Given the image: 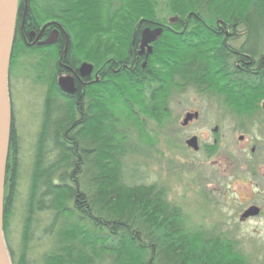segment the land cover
I'll return each mask as SVG.
<instances>
[{
	"label": "trees",
	"instance_id": "obj_1",
	"mask_svg": "<svg viewBox=\"0 0 264 264\" xmlns=\"http://www.w3.org/2000/svg\"><path fill=\"white\" fill-rule=\"evenodd\" d=\"M158 27L148 57L131 58L142 31ZM41 31L59 38L28 44ZM82 63L99 82L65 96L57 76ZM20 67L45 94L13 264H29L41 218L51 240L43 264H261L234 239L191 227L125 160L139 154L133 136L148 138L145 123L160 125L180 95L216 105L235 130L261 126L264 0H19L9 75ZM10 134L4 231L19 169L12 124Z\"/></svg>",
	"mask_w": 264,
	"mask_h": 264
},
{
	"label": "rangeland",
	"instance_id": "obj_2",
	"mask_svg": "<svg viewBox=\"0 0 264 264\" xmlns=\"http://www.w3.org/2000/svg\"><path fill=\"white\" fill-rule=\"evenodd\" d=\"M18 69L8 76V93L19 169L14 207L4 231L8 250L15 257L19 256L24 203L45 94V86L33 83L23 67ZM165 112L160 125L152 120L145 123L148 138L141 136L139 142L138 136H133V142L140 143L136 147L139 154L126 158L127 170L133 172L137 183L163 188L168 202L181 209L191 227L234 239L245 254L264 264V119L260 127L235 130L222 110L194 93L173 98ZM196 112L198 119L183 126L185 115ZM192 137L197 138V151L186 145ZM250 207L258 208L260 215L241 220ZM48 223L41 218L26 252L29 264H43L51 249V240L43 233Z\"/></svg>",
	"mask_w": 264,
	"mask_h": 264
},
{
	"label": "water",
	"instance_id": "obj_3",
	"mask_svg": "<svg viewBox=\"0 0 264 264\" xmlns=\"http://www.w3.org/2000/svg\"><path fill=\"white\" fill-rule=\"evenodd\" d=\"M19 0H0V264H13L7 247L3 230L4 219V190L6 177V164L9 152V138L11 130V110L8 93V76L12 45L14 41L16 16ZM163 32L162 27L155 29L146 28L141 33L140 49L146 50V58L152 52V43H154ZM34 35L30 34V39ZM55 42V37L51 36L46 43ZM93 66L88 63H82L78 68L81 77L89 76ZM59 89L66 95L72 96L75 88L69 79H58ZM195 114H187L183 120V126H186ZM216 131V129L214 130ZM187 147L197 151L198 144L196 137L186 141ZM259 213L256 207H250L242 215L241 219L255 217Z\"/></svg>",
	"mask_w": 264,
	"mask_h": 264
},
{
	"label": "flooded vegetation",
	"instance_id": "obj_4",
	"mask_svg": "<svg viewBox=\"0 0 264 264\" xmlns=\"http://www.w3.org/2000/svg\"><path fill=\"white\" fill-rule=\"evenodd\" d=\"M51 36H53V37H55V42L58 40V38H59V34H57L56 32H52V34H50V35H48V36H46L44 33H43V31H41L40 33H38V34H36L35 35V33H34V35L31 37V39H30V37H29V39H28V44H30V42H32L31 44H41V43H43V42H46ZM54 43V42H53ZM136 51V53H137V57H131V58H134V59H138V58H146V50H144V51H142L141 49H140V47L138 48V49H136L135 50ZM129 65H130V67H131V65H132V63H129ZM69 73H61V74H59L58 76H57V78H56V80H57V84H58V79H60V78H64V79H69V80H71L72 81V84H73V86H74V88H75V92L73 93V95H75L76 94V91H77V89H80L81 91L82 90H84V89H86L90 84H92V83H95V82H99V80H100V77H101V75H99L101 72H99L98 70H95L94 69V67H93V70H92V72L90 73V75L89 76H85V77H81L80 75H79V73H78V70L75 72V71H68ZM62 92V91H61ZM62 94H64L63 92H62ZM65 96H68V95H66V94H64ZM72 95V96H73ZM197 96V95H196ZM71 97V96H70ZM197 113V112H196ZM198 114V113H197ZM186 116V115H185ZM198 117H199V114H198V116L196 117V120L198 119ZM216 129V131H217V127H215L214 129H213V132L214 133H216V131H214ZM197 139V138H196ZM243 138L241 137L239 140H242ZM199 148V147H198ZM255 150H254V148L252 149V153L254 152ZM249 209V208H248ZM245 212V211H244ZM243 212V213H244ZM242 213V214H243ZM241 214V215H242ZM260 215V211H259V213H258V215L257 216H259ZM257 216H255V217H248V218H244V219H241V216H240V219L241 220H249V219H252V218H256Z\"/></svg>",
	"mask_w": 264,
	"mask_h": 264
},
{
	"label": "bare ground",
	"instance_id": "obj_5",
	"mask_svg": "<svg viewBox=\"0 0 264 264\" xmlns=\"http://www.w3.org/2000/svg\"><path fill=\"white\" fill-rule=\"evenodd\" d=\"M81 65V64H80ZM1 110V109H0Z\"/></svg>",
	"mask_w": 264,
	"mask_h": 264
}]
</instances>
